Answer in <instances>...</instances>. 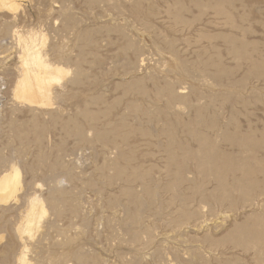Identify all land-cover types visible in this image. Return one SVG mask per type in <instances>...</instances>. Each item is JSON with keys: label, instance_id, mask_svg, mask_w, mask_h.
<instances>
[{"label": "rangeland", "instance_id": "rangeland-1", "mask_svg": "<svg viewBox=\"0 0 264 264\" xmlns=\"http://www.w3.org/2000/svg\"><path fill=\"white\" fill-rule=\"evenodd\" d=\"M14 1L0 264H264V0ZM34 50L44 108L13 98Z\"/></svg>", "mask_w": 264, "mask_h": 264}, {"label": "bare ground", "instance_id": "bare-ground-1", "mask_svg": "<svg viewBox=\"0 0 264 264\" xmlns=\"http://www.w3.org/2000/svg\"><path fill=\"white\" fill-rule=\"evenodd\" d=\"M1 1L3 3V8L6 7L9 10H14L17 8V3L14 0ZM13 30L15 31V29ZM33 53L34 55L31 56V61L32 64L35 65V68H23L24 72H22L20 77H18L16 82H14L15 84L13 85V98L15 97V99L17 98L19 101L24 102L30 106L44 108L47 106L46 104L48 102V99H50V96L53 93L52 87L54 85L56 86V84H59L63 75L65 74V67L63 68L58 65H48L42 60L38 51L34 50ZM24 64H28L27 58H25ZM12 170L13 166H11L8 170L0 174L1 193L5 192L7 186H10ZM29 203L30 207L28 212L30 218L28 219L27 225H31L33 223V213L39 210H42L44 212V208L41 205L42 200L37 195L32 196ZM18 260L19 262L21 261L20 264H27L25 263L24 255L18 257Z\"/></svg>", "mask_w": 264, "mask_h": 264}]
</instances>
